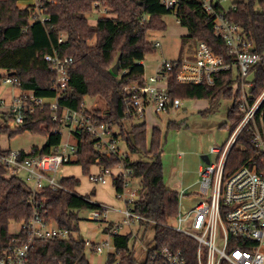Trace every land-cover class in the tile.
<instances>
[{"label":"trees","instance_id":"trees-1","mask_svg":"<svg viewBox=\"0 0 264 264\" xmlns=\"http://www.w3.org/2000/svg\"><path fill=\"white\" fill-rule=\"evenodd\" d=\"M93 1L55 0L45 3L43 8L49 19L42 22L35 18L33 6L20 8L18 0H0V85L4 78L11 76L19 89L29 90L38 97L54 98L56 71L45 56L71 57L67 86L58 97V104L61 108L78 109L86 95L100 101L101 105L90 109L89 113L110 127L115 125L117 132L113 136L135 158H104L94 146L95 139L85 131L75 129L71 130V136L78 143V151L69 164L81 166L86 176L91 173L93 165L111 168L121 162L130 168V178L139 179L143 193L142 199L135 201L133 206L134 211L145 218L140 223L154 224V238L158 243L182 247L186 239L164 226L167 193L161 160L164 136L158 126H152L148 133L146 121L134 123L133 118L126 116L127 93L124 88L143 82L144 58L156 51L155 42L147 38L148 33L166 30L163 18L166 14L175 13L179 24L186 29V37L207 42L216 54L231 58L228 47L215 33L213 18L196 0L182 1L175 11L164 8L159 0H96L106 8V14L91 25L87 15L94 8L98 9L92 5ZM235 5V9L226 12L227 17L240 26L255 51H261L264 47V0H237ZM117 60L118 72L114 74L111 67ZM236 73L235 68L216 73L212 84H182L175 80L173 73L168 83L169 92L171 97L206 99L208 105L202 113L217 109L223 99L230 100L227 122L221 124L227 123L230 134L243 116L239 109L240 91L236 85L234 87ZM263 89L264 62L254 67L252 98ZM51 114L48 105L33 112L27 111L22 124L13 128L0 125V135L7 134L11 138L26 131L48 134L37 152L40 155L52 153L63 134L62 123L53 121ZM8 117L1 115L0 118L5 121ZM124 120L129 123L128 127L124 126ZM178 125L168 123V126ZM257 126L261 127V124L257 123ZM9 151L10 148H3L0 143V251L15 244L13 238L16 244L27 242L29 235L26 232H11L9 227L11 223L27 221L36 211L47 222L68 228L71 234L65 239L34 240L27 264H91L86 251L94 252L93 247L87 246L84 238L74 237L73 233L79 231V213L97 209L100 203L92 201L89 194H78L75 187L80 181L73 176L62 177L61 187L46 184L41 191L34 193L19 176H6L7 169L1 157ZM245 165L264 172V153L253 146L252 133L247 126L241 130L228 153L224 177ZM113 185L116 195L123 191L121 177H115ZM128 239L127 234L112 236L117 250L108 255L106 264L116 258L120 264H135L132 252L127 249ZM187 255L192 257L191 252Z\"/></svg>","mask_w":264,"mask_h":264},{"label":"built area","instance_id":"built-area-1","mask_svg":"<svg viewBox=\"0 0 264 264\" xmlns=\"http://www.w3.org/2000/svg\"><path fill=\"white\" fill-rule=\"evenodd\" d=\"M182 1L184 0H159L164 8L172 11H175ZM196 1L200 3L201 9L213 18L214 31L225 42L231 58L216 54L203 40L187 37L190 42L186 45L184 55L179 52L175 59L160 61L152 75L146 77L143 74L141 84L124 88L127 93L125 114L130 118L141 119L145 118L147 112L154 115L179 108L182 98L171 97L169 92L168 83L173 73L175 80L182 84H212L216 73L235 68L236 87L240 91L239 109L243 116L221 146L210 148V152L216 154L214 161L209 159V163L199 164L200 200L182 212L179 206L186 189H181L173 193L175 202L173 209H170L171 214L168 215L169 212L165 210L164 226L186 239L182 247L156 241L154 247L146 249L142 264H264V172L245 165L228 177L223 175L228 153L244 127L247 126L251 130L253 146L264 153V89L257 97L252 98L250 89L253 80L247 79L250 74L254 77L255 65L264 62V47L261 51H255L240 26L227 17L226 12L235 9L237 0ZM30 2L35 11V18L42 22L49 19L43 5L55 0ZM92 5L106 14V8L98 1H93ZM154 44L156 47L160 45L159 42ZM45 59L56 71L53 83L56 96L38 97L29 90L20 89V93L14 95L8 105L4 100H0V107L5 108L11 119V122L5 121V125L9 128L18 126L24 122L25 112H33L36 108L42 109L48 105L52 111L51 119L60 121L62 128H68L70 134L71 130L81 129L95 139L94 146L102 157L112 160L131 158L120 146L119 140L113 136L115 132L112 127L93 118L89 113L90 109L84 104L78 109L61 108L58 104V97L67 86V71L72 58L53 54L46 55ZM3 81L15 85V79L11 76H7ZM257 123L261 124V127H258ZM37 149H10L3 155L1 160L7 169L6 176H18L20 172H25L23 180L34 193L41 191L46 184L53 188L61 187L60 180H55V174L58 168L69 163L78 151L77 141L73 138L72 141L62 143L61 140L54 152L44 155H40ZM114 167H118L119 171L113 173L112 167H97L95 172L91 171L88 175V180L92 184H104L110 176L121 177L123 191L117 196L125 198V191L131 185L132 170L121 162ZM128 195L126 207L120 210L124 215L122 222L131 224L135 220H144L133 207L135 201L143 197L140 188L130 190ZM88 215L90 219L105 220L106 207L100 204L99 208L89 211ZM19 225V231L26 232L29 239L27 242L16 244V239L13 238L15 244H9L0 251V264H27L28 252L34 240L65 239L71 234L68 228H60L47 222L36 211ZM106 228L110 234L109 239H102L98 243L85 239V243L92 246L93 251L97 253L111 248L116 253L117 248L112 242V236L117 234V229L111 225ZM186 251L191 252V258ZM109 264H120V260L116 258Z\"/></svg>","mask_w":264,"mask_h":264},{"label":"rangeland","instance_id":"rangeland-1","mask_svg":"<svg viewBox=\"0 0 264 264\" xmlns=\"http://www.w3.org/2000/svg\"><path fill=\"white\" fill-rule=\"evenodd\" d=\"M31 0H18V6L25 8L30 6ZM228 1L226 2V5ZM105 13L101 9H93L87 15L88 23L94 25L97 19ZM166 30L151 31L148 33V40L159 42L156 51L152 54H147L144 58V75L150 76L154 73L156 66L160 61L166 59H175L180 55L185 54L186 45L190 40L186 41V29L179 24L175 13L164 15ZM247 79L253 80V74H250ZM236 84H234L235 87ZM20 89L11 83L1 82L0 85V100H4L8 105L14 95H18ZM83 104L88 109H93L95 106H100V101L94 100L86 95L83 98ZM208 105L206 99H182V104L179 108L170 110L169 112H161L152 114L147 112L145 118H133L132 122L138 123L146 121L148 133L151 127L156 125L162 131L164 136L161 160L163 166V181L166 190L172 193H177L181 189H186L185 196L181 199L180 210L184 212L190 205L200 200L199 191V175L197 171L198 164L202 162L201 155L206 154L210 161H214L216 154L210 152L212 146H221L229 135V127L221 125L227 122V110L231 105V101L223 99L219 107L208 113H202ZM5 108L0 107V117L9 116L5 121L11 122L10 115L5 112ZM7 114V115H5ZM0 118V125L6 122ZM179 124L177 127L168 126L169 122ZM5 122V123H4ZM124 126L128 127L129 123L124 120ZM7 126V125H6ZM9 128V127H8ZM113 132H117V127L112 126ZM62 143L72 141V136L68 128H62ZM46 134H34L26 131L15 137L9 138L7 134L0 135V143L3 147L21 148L30 150L32 147L39 148L45 142ZM121 144V143H119ZM122 145V144H121ZM131 158H135L131 155ZM113 168V167H112ZM97 168L92 167V172ZM113 173L118 172V169L112 170ZM71 175L80 181L76 192L80 195L89 194L91 200L100 202L106 207L105 220L99 218L90 219L87 211H81L79 216V231L74 232L73 236L84 238L93 243L101 242L102 239H109L107 228L109 223L114 226L118 234H127L129 236L127 249H129L135 258V264H142L145 260L146 249L154 247V224L152 222L140 223L135 220L131 224H124L122 219L124 215L120 211L126 207V201L129 198L128 192L139 189V179H130V186L125 191V198H119L115 194L112 185V178L108 177L105 184H96L94 187L88 180L79 165L64 164L60 166L55 174V180L59 181L62 177ZM20 178H25V172H20ZM92 190L95 193L92 194ZM168 215L171 214L170 206H165ZM171 209V208H170ZM106 228V230H105ZM11 232L20 230L19 223H11L9 227ZM86 251V256L91 264H105L106 253Z\"/></svg>","mask_w":264,"mask_h":264},{"label":"crops","instance_id":"crops-1","mask_svg":"<svg viewBox=\"0 0 264 264\" xmlns=\"http://www.w3.org/2000/svg\"><path fill=\"white\" fill-rule=\"evenodd\" d=\"M143 63H144V61H143ZM3 147V146H2ZM3 148H10V149H21V148H12V147H3ZM24 150V149H23ZM201 163V162H200ZM199 163V164H200ZM199 164H198V167H197V171H198V168H199ZM93 166H95L96 168H97V166L96 165H93ZM92 166V167H93ZM81 167V166H80ZM92 167H91V171H92ZM115 169H119L118 167H113V170H115ZM199 175V174H198ZM68 176H71V175H68ZM86 176V175H85ZM114 176V175H113ZM113 176H110L111 178H112V185H113V179H114V177ZM87 177V176H86ZM91 183V182H90ZM105 184V183H104ZM103 185V184H102ZM93 186L95 187L96 186V184H93ZM78 187V186H77ZM77 187H75V188H77ZM113 187H114V185H113ZM114 190H115V187H114ZM94 193H95V190H94ZM115 194H116V192H115ZM117 196V195H116ZM174 202H175V195L172 193V192H170V194H168V192L166 193V205H168V206H170V208H172L173 209V204H174ZM100 203V202H99ZM101 204V203H100ZM170 208H169V210H170ZM109 225H110V223H109ZM106 230V229H105ZM104 239V238H103ZM112 249V250H111ZM110 250H106L107 252V255H106V260H107V257H108V255H111V254H113L114 253V250H113V248H111ZM106 260H105V264H106Z\"/></svg>","mask_w":264,"mask_h":264},{"label":"water","instance_id":"water-1","mask_svg":"<svg viewBox=\"0 0 264 264\" xmlns=\"http://www.w3.org/2000/svg\"><path fill=\"white\" fill-rule=\"evenodd\" d=\"M118 66H119V61L117 60L115 64L111 67V72L116 74L118 72ZM201 159H202V162L206 164L209 163V158L206 154L201 155Z\"/></svg>","mask_w":264,"mask_h":264}]
</instances>
